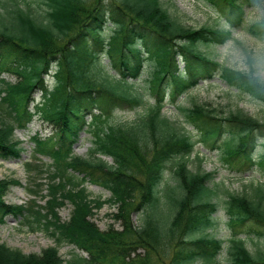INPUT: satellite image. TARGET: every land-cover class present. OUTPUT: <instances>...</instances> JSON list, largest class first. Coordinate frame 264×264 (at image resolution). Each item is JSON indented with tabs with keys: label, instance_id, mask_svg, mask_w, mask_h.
<instances>
[{
	"label": "trees",
	"instance_id": "trees-1",
	"mask_svg": "<svg viewBox=\"0 0 264 264\" xmlns=\"http://www.w3.org/2000/svg\"><path fill=\"white\" fill-rule=\"evenodd\" d=\"M207 1L217 6L232 25L241 24L244 6L262 7L261 19L250 22L247 29L264 39V0ZM89 4L87 15L77 24L68 25V32L76 26L74 36L67 32L44 42L42 38L51 27L42 22L35 26V20L26 18L39 34V38L32 36L33 44L29 45L5 35L0 28V70L21 78L17 84H1L0 157L19 156L20 147L12 130L30 120L27 101L30 92L38 87L43 90V102L37 111L56 123L58 132L43 139L34 136L35 151L51 156L56 174L60 172V179L68 180L54 184L52 176L48 193L51 198L44 207L35 199L24 205L5 204L2 197L8 186L18 181L0 179V223L7 213L20 215L30 229L42 230L55 241V246L41 254L24 253L0 243V264H217L222 240L196 233L213 224L218 184H210L212 173L188 168L194 147L192 131L190 135L180 132L160 109L166 95L174 103L200 80L214 76L264 104V82L214 60L198 48L200 43L227 42L232 38L229 28L185 26L161 0H91ZM233 11L236 14L231 16ZM108 21L114 22V30L106 49L101 32ZM103 48L111 68L118 73L101 69L104 67L99 51ZM178 55L187 65L183 76L176 74ZM145 58L152 66L147 78L148 94L156 103L149 105L136 121L109 123L106 116H110L114 105H145L142 93L133 91L127 80L119 79L137 78ZM50 65H54L56 77L52 87L43 84V74ZM95 109L98 113H94ZM178 109L198 129L203 142H214L223 136L220 155L224 160L237 161V168L256 165L264 176V140L258 159L252 157L257 133L264 136V118L252 117L240 109L224 115L207 102H193ZM88 114H92L90 122L86 120ZM84 126H88L93 144L86 158L72 152ZM97 154L109 155L112 163ZM25 167L30 174L44 171L40 164L26 163ZM86 180L106 188L110 196L90 199L84 186ZM36 185L34 182L27 189L37 196L42 188ZM222 192L227 195L224 204L230 223L242 225L244 232L264 239V184L252 180L249 195L227 189ZM66 200L73 209L69 219L61 221L57 212ZM105 203L117 204L112 217L120 222V229L111 224L102 231L87 218L93 216V208ZM132 212L139 213L137 225L131 220ZM63 243L73 244L87 256L73 251L69 259L61 258L58 246ZM229 260L230 264H264V253L254 257L240 241H235Z\"/></svg>",
	"mask_w": 264,
	"mask_h": 264
},
{
	"label": "rangeland",
	"instance_id": "rangeland-1",
	"mask_svg": "<svg viewBox=\"0 0 264 264\" xmlns=\"http://www.w3.org/2000/svg\"><path fill=\"white\" fill-rule=\"evenodd\" d=\"M88 0H0V28L5 35H11L24 40L27 44H33L32 36L36 34L38 37V30L34 26L30 25L27 20H35L33 25L37 26L42 22L51 27V31L48 35L42 38V41L49 42L50 40H56L63 37L69 31V23L77 24L79 20L86 14L88 6H84ZM164 6L168 11L174 15L185 26L199 28L203 25L212 27H222L223 19H219L217 14L208 7L203 0H162ZM260 8L256 10L246 9V20H252L262 15ZM31 23V22H30ZM3 27V29H2ZM74 28L70 29L73 30ZM73 32V31H72ZM108 32H105V34ZM233 36L236 37L241 44L236 41L229 40L225 44H209L204 45L200 43L198 48L204 51L207 56L214 58L218 62L225 63L226 65L236 68V66L227 57L226 52L230 45H240L247 48L250 51H256L258 48L264 47V40H259L251 36L245 28H236L233 31ZM39 38V37H38ZM103 64L107 62V58L103 57ZM183 68V63L180 62L179 69ZM105 69V68H104ZM108 69V68H107ZM237 69V68H236ZM152 66L149 62H145V66L142 74L138 79L129 81L133 90L144 91V100L146 105H141L136 108H132L123 105V108H117L114 114L110 118V122H131L137 120L146 108L154 103V97L147 94L148 82L147 78L150 76ZM112 72V71H111ZM10 82L18 81V78L9 74H2ZM47 81L52 84L53 78L47 76ZM40 102L39 93L34 91L29 101V108L33 109L36 102ZM207 102L214 107L220 108L224 115H227L229 111L240 109L247 115H251L255 118H264V104L252 99L246 94L239 93L237 89L231 88L224 81L217 76H214L211 80L200 81L194 88L186 91L182 94L176 105L168 102L162 109V113L175 120L177 126L181 129H185L187 134L193 131L191 127L180 113L178 106H190L191 103ZM114 107V106H113ZM112 110V108H111ZM51 123V122H49ZM39 116H35L33 121L28 124L27 129L19 128L15 130L14 137L18 140H24L25 146L28 148L31 145L29 136L36 132L41 134H49L54 130V124H49ZM191 139L197 140L195 131L192 132ZM256 145L253 149L255 156H258L261 151V142L264 140V136H260L257 133ZM221 139L217 141L216 145L221 142ZM23 145V143H22ZM91 147V135L86 131V128L80 132V140L77 145L74 146V153L81 156H88L89 148ZM213 148V149H212ZM195 152L200 155V160L196 158V155H191L188 162V167L192 170H201L204 172L213 171L211 183H219L221 189H227L231 193L241 194L247 193L249 195L250 184L252 180L260 177L258 171L254 168H245L242 171L232 170L229 166L222 162L220 159V153L217 148L210 147L209 145L197 143L195 145ZM29 157V151H23L21 158L0 160V179L15 178L19 180L20 185L9 186L3 199L8 204H20L25 203L29 196L25 192L23 185L27 182V173L23 169V162ZM104 159L111 163L112 160L104 156ZM255 171V172H254ZM259 183V182H258ZM86 190L90 194V197H101L102 199L109 197V191L103 187L86 183ZM220 193V192H219ZM222 201L226 198V194L219 195ZM40 204L44 201L40 200ZM222 204V202H221ZM221 204L218 207L217 212L214 214L215 225L209 233L216 238L223 240V250L217 255V264H230L228 249L232 245V240L238 237L243 239L244 246L248 251L257 256L260 253H264V239L258 238L254 235H249L240 232L237 235L233 234L232 229L227 224V215L223 210ZM73 209V204L66 203L59 209L58 215L61 220H68ZM116 212V206L104 205L99 210L95 211V214L91 217V220L101 230H106L110 224L114 225V228H121V224L113 222L111 214ZM131 220L135 225L139 223L138 213L133 212L130 214ZM17 219V220H16ZM18 218L9 216L6 218L5 223L0 224V242L14 248H19L26 253L40 254L43 249L54 245V241L50 235L42 230H30L29 226L20 224ZM59 255L65 259L70 255L71 250L80 252L75 249L73 245L62 244L59 246ZM261 264V263H255Z\"/></svg>",
	"mask_w": 264,
	"mask_h": 264
},
{
	"label": "clouds",
	"instance_id": "clouds-1",
	"mask_svg": "<svg viewBox=\"0 0 264 264\" xmlns=\"http://www.w3.org/2000/svg\"><path fill=\"white\" fill-rule=\"evenodd\" d=\"M227 57L238 70L244 71L259 82H264V47L250 51L240 45H230Z\"/></svg>",
	"mask_w": 264,
	"mask_h": 264
}]
</instances>
